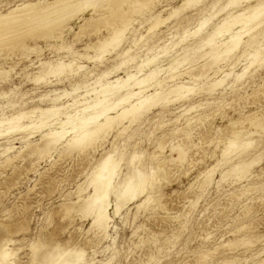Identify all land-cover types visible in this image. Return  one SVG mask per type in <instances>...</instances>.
<instances>
[{"label": "rangeland", "instance_id": "obj_1", "mask_svg": "<svg viewBox=\"0 0 264 264\" xmlns=\"http://www.w3.org/2000/svg\"><path fill=\"white\" fill-rule=\"evenodd\" d=\"M38 1L43 0H0V12L23 2ZM184 1L121 4L124 10L143 9L141 14L133 15L137 21L121 46L132 49L136 60L109 80L126 77L128 72L136 74L135 66L147 57H157L151 65L153 70L169 67L183 50L198 46L229 12L261 5L262 13L253 24L254 29L243 33L241 45L232 56L223 57L217 64L208 56L200 58L210 51V46L187 54L188 58L196 60L191 65L183 64L179 70L189 69L192 77L185 75L176 82L186 83L194 89L189 98L162 103L137 116L135 121L127 119L115 125L105 134V141L85 151L60 148L48 154L42 147L41 132L32 137L24 132L0 137V245L9 242V248L16 254L14 264H39L33 262L35 252L32 253L31 248L43 241L46 245L49 242V247L52 242V247L56 244L65 249L84 250L90 264H264V0L244 1L222 13L218 12L228 0H206L197 7L182 10L148 36L150 17L161 13L162 18H167L172 9L180 7ZM214 1H218L215 7L212 6ZM106 4L107 7H102ZM96 5L103 8L99 16L91 10L72 18L73 31L65 33V44L63 40L54 39H41L38 44L28 42L31 48L41 47L42 53L0 47V70L8 71L4 74L6 77L0 75V114L47 108L52 102L44 96L54 92H72L78 88V96L84 95L86 85H91L89 88L96 86L94 82L104 72L121 63L115 52L100 61L79 59L78 64L84 66L82 71L51 77L47 82L32 80L41 62L58 58L69 60V57L73 60L75 52L96 56L95 51L86 50L87 45L106 37L112 28L97 22L82 30L80 26L85 22L78 16L84 13L85 19L91 15L97 19L105 14L117 27L122 25L118 18H112L115 7L108 1L97 0ZM214 16L197 37L199 23ZM33 34L23 39L27 41ZM136 35H147L146 41L135 46ZM227 37L224 35L216 42ZM183 39L186 41L173 47ZM166 46L172 50L164 56L161 49ZM245 50L250 53L259 50V62L237 81L236 76L250 64V57L239 59ZM230 72L233 76L223 86L214 91L208 89L213 81ZM174 84L164 83L144 95H151L156 90L164 92ZM76 96L62 100L60 105L72 103ZM192 107L196 108L187 112ZM251 121H256L260 127H250ZM241 128L253 130V135L236 142L241 154L237 156V148L225 153L231 133ZM29 142L42 144L39 153L31 154L25 148ZM247 143L251 145L241 148ZM9 147H15V150L4 155V148ZM180 150L183 160L179 159ZM108 152H113L119 164L117 193L130 177L138 183L137 172L148 181L154 177L145 195L138 194L135 201L123 204L119 213L115 212L114 206L106 235L94 227L93 215L80 211L79 202L93 194L88 181L98 161ZM8 156L16 158L6 163ZM239 163H251L247 175H236L241 171L242 164ZM149 196L151 199L140 206ZM112 201L116 203V195L112 196Z\"/></svg>", "mask_w": 264, "mask_h": 264}, {"label": "bare ground", "instance_id": "obj_2", "mask_svg": "<svg viewBox=\"0 0 264 264\" xmlns=\"http://www.w3.org/2000/svg\"><path fill=\"white\" fill-rule=\"evenodd\" d=\"M96 1L97 0H53L50 2V0H43L38 2H23L22 4H19L13 8H6V12H0V47H10V49L18 48L20 50H25L27 53H42L43 49L39 46L35 45L33 48L29 47V41H32L34 44H36L37 42H40L41 39H54L56 41L63 40V44H65V33L67 31H73L70 21L73 17H75V15L82 11L85 13L90 12L91 10L94 11L93 13L98 14L103 9L102 7L108 6V4H106L99 8L100 6L96 5ZM105 1H108L110 5L115 7L112 10L111 16L112 18H118L119 23L122 24L121 26L119 25V27H117L116 23L114 21H110L109 17H107L105 14H102L101 17L97 19L93 17V15H91L89 19H85L83 17L84 13L83 16H78V19H83L86 24H84L85 27L84 25L80 26V29L82 30L87 29L97 22L110 25L112 28V31L107 34L106 37L99 39V41L95 42L94 44L92 43L87 45L86 50L95 51V53H97L96 56L75 52L73 55L71 54L73 60H71L69 57V60L58 58L54 61L41 62V64L38 66L40 68L37 67L39 70L34 73L32 80L35 83L47 82L51 77L59 78L64 74L69 75L78 70L82 71L84 66L78 64L79 59L100 61L103 60L107 54L115 52H117L118 56L120 57L121 63L104 72L94 82L96 86L89 88L91 85H86L84 95L78 96V88L73 89L72 92L67 90L62 92H54L53 95L44 96V99L47 98L48 100V98H50V101L52 102V105H50V103V106L47 108L40 107L28 112H14L11 115H6L4 113L0 114V137L22 132L28 133V136L32 137L36 132H41V140L42 144H44L42 147L46 148L48 154H52V152L55 153L60 148H66L68 151H72V149L85 151L89 148H95V145L103 142L105 139V134H107L109 131H112L115 125H119V123H122L127 119L129 120L138 118L137 116L144 112L146 113L151 108L153 109V107H156L162 103L169 104L174 101H181L189 98L190 95L194 93V89L187 86L186 83L176 82L185 75L192 77L191 71H189V69L183 71L179 70L180 66L183 64L187 65L186 63H188V65H191L196 60V58H188L187 54L189 52L197 51L200 47L210 46V51L203 54V56L200 58L208 56L212 61H214L213 63L216 62L215 64H217L223 57L232 56V54H234L241 45L244 36L243 33L250 32L252 29H254L255 26H253V24H256L262 13L260 11L262 7L261 5L249 6L242 10L229 12L226 17H224L205 37L202 38V41L198 46L192 49L183 50L180 55H177L174 58V61L169 67L156 68L153 70L151 65L155 63V59H157V57H147L142 61L140 60L141 64L135 66L136 74L133 72H128L126 77H119L114 81H110L109 79L112 78L116 72L121 70L123 67L125 68L131 62H135L136 60V57L132 56V49H122L121 46L124 45V41L127 38V33L133 29L134 23L137 21L136 19H133V15L141 14L143 9L141 7H136L134 9L124 10L122 9L121 4L129 2L131 5H133L139 1L149 2L151 0ZM205 1L206 0H185L180 7L172 9L167 18H162L161 13L156 17H150L148 24L149 26L146 30L148 36L155 33L173 17L178 16L182 10L184 11L186 8L188 9V7H197ZM244 1L248 2L250 0H228V2L225 3L218 13L226 12L231 7L243 4ZM217 4L218 1H214L212 6L215 7ZM99 15L100 14H98V16ZM213 18H215V16L207 18L199 23L198 29L195 33L197 37L206 29ZM32 33L34 34L29 37V40L26 41L24 38L25 41H23L24 36L30 35ZM224 35H227L228 37L223 39L221 42H216L218 38ZM145 36L147 35H142L141 37L136 35V38L133 42L135 46H137L140 42H145ZM185 41L186 40L183 39L173 47H177L180 45V43ZM62 48L65 47L62 46ZM170 50L166 46L165 48L161 49V52H163V55L166 56L169 54ZM150 51H152V49H150ZM258 54L259 50H256L254 53H250L245 50L241 55H239V59H247L250 57L251 60L249 61L250 64L243 69V72L236 76L237 81L243 79V76L246 74L247 70L250 69L253 64L256 65V62H259L257 59ZM1 70L0 75L2 76L8 72ZM232 76L233 72L225 73L221 79H216L213 81V83L208 86V89L210 91L217 90L219 87L223 86V84ZM169 82H173L175 84L169 87L166 91L158 92V90H156L155 93L151 95H144V93L150 89H156L161 87L164 83ZM74 94L77 96L72 99V103L60 105L62 100L69 98ZM195 108L196 107H192L187 112H190ZM112 112H116V114L112 115ZM250 123V127H260L256 121H251ZM262 129H264V126H262ZM252 131V129L249 130L245 128L233 131L231 133V138H229V142L226 144L225 153L237 148V156L241 154L242 150H240L236 142L240 141L246 136L253 135ZM42 144L39 145L38 143L33 145V143L29 142L25 148H28L31 154H34L36 151L38 152V149H40ZM250 145V143H247L242 145L241 148L244 146L248 147ZM14 148L15 147H9L6 149L4 148L3 154L7 155L12 153L13 151L11 150ZM181 151L182 150H180L178 153ZM179 155V159L183 160L184 155L182 153ZM20 156H18V158ZM13 158L16 157L8 156L7 159H5L6 163L11 162ZM239 164H242L240 169L241 171L238 174H235L244 175L246 172H248V168L250 169L249 166L251 163ZM208 172L211 173L210 171ZM137 173L138 183H136L135 178L130 177L122 183V188H120L117 193L118 188L116 187V181L120 174L119 164L116 162L113 152H108L107 155L103 156L98 161L96 167L91 173L90 180H87L89 185L93 188V194L83 200H80L79 208H81L80 211L94 216V227L101 230L104 234L108 235V230L112 222L111 210L114 208V206L115 212L119 213L123 204L125 205L135 201L138 197V194L143 195L145 192H147L149 185L152 184L151 181H153L154 176H151L150 181H148L141 173ZM152 175H154V173H152ZM207 179H209V177ZM113 195H116L117 199L115 204L112 201ZM150 199V196L147 197L140 204V206L147 203L146 201H149ZM40 239H43V237ZM40 241L42 240H39V242ZM44 242L45 241L39 244L37 242V244L32 246V253L34 250L35 254L34 258H32V256L30 257L32 258L33 262L37 261L39 264H90L87 262L86 253L84 250H79L77 248L65 249L57 246L56 244H54L55 246L52 247V242H50L51 247H49L47 246L49 242L47 245ZM43 249H45L44 252H42ZM39 250L40 253H38ZM15 255V251L9 248L8 241L3 242V244L0 245V264H14L13 257H15Z\"/></svg>", "mask_w": 264, "mask_h": 264}]
</instances>
